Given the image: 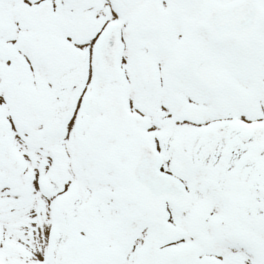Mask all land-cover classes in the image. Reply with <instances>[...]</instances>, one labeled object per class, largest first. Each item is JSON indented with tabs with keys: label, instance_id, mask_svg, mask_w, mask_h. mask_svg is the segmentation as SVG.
Listing matches in <instances>:
<instances>
[{
	"label": "snow or ice",
	"instance_id": "1",
	"mask_svg": "<svg viewBox=\"0 0 264 264\" xmlns=\"http://www.w3.org/2000/svg\"><path fill=\"white\" fill-rule=\"evenodd\" d=\"M0 264H264V0H0Z\"/></svg>",
	"mask_w": 264,
	"mask_h": 264
}]
</instances>
